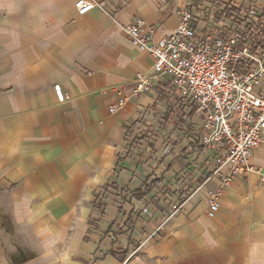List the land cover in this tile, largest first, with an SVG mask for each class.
<instances>
[{
  "label": "crops",
  "instance_id": "1",
  "mask_svg": "<svg viewBox=\"0 0 264 264\" xmlns=\"http://www.w3.org/2000/svg\"><path fill=\"white\" fill-rule=\"evenodd\" d=\"M77 1L0 0V264H264L257 174L222 192L215 218L203 196L162 232L161 213L140 214L151 187L125 135L155 99L128 83L154 60L125 27L143 18L170 35L181 7L209 0H90L108 13L85 15ZM249 163L264 169V142Z\"/></svg>",
  "mask_w": 264,
  "mask_h": 264
},
{
  "label": "built area",
  "instance_id": "2",
  "mask_svg": "<svg viewBox=\"0 0 264 264\" xmlns=\"http://www.w3.org/2000/svg\"><path fill=\"white\" fill-rule=\"evenodd\" d=\"M95 8L108 13L90 0L76 3L79 15ZM125 31L154 60L149 73L128 83L132 96L155 99L125 135L129 154L139 158L137 172L151 187H139L146 203L140 214L153 222L161 213L155 231L162 232L203 196L207 216L215 218L222 192L236 178L257 174L264 184V169L249 163L264 142V0L181 7L179 26L170 35L158 37L143 18ZM54 89L65 103L62 86ZM125 103L120 99L110 113ZM140 162L149 167L147 175ZM212 182L217 190L209 187ZM99 192L105 195L107 189Z\"/></svg>",
  "mask_w": 264,
  "mask_h": 264
},
{
  "label": "snow or ice",
  "instance_id": "3",
  "mask_svg": "<svg viewBox=\"0 0 264 264\" xmlns=\"http://www.w3.org/2000/svg\"><path fill=\"white\" fill-rule=\"evenodd\" d=\"M87 9H85V11H86Z\"/></svg>",
  "mask_w": 264,
  "mask_h": 264
},
{
  "label": "trees",
  "instance_id": "4",
  "mask_svg": "<svg viewBox=\"0 0 264 264\" xmlns=\"http://www.w3.org/2000/svg\"><path fill=\"white\" fill-rule=\"evenodd\" d=\"M142 195V194H141Z\"/></svg>",
  "mask_w": 264,
  "mask_h": 264
}]
</instances>
